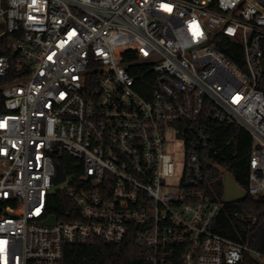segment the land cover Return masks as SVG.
Returning a JSON list of instances; mask_svg holds the SVG:
<instances>
[{
  "label": "built area",
  "instance_id": "built-area-1",
  "mask_svg": "<svg viewBox=\"0 0 264 264\" xmlns=\"http://www.w3.org/2000/svg\"><path fill=\"white\" fill-rule=\"evenodd\" d=\"M228 41L242 68L217 49ZM0 79V264H66L68 247L131 237L147 264H264L215 232L205 169L223 153L211 126L238 125L245 192L264 196V0H0Z\"/></svg>",
  "mask_w": 264,
  "mask_h": 264
},
{
  "label": "trees",
  "instance_id": "trees-1",
  "mask_svg": "<svg viewBox=\"0 0 264 264\" xmlns=\"http://www.w3.org/2000/svg\"><path fill=\"white\" fill-rule=\"evenodd\" d=\"M236 49L237 56L232 54V49ZM217 49L225 56L242 68L243 61L241 56V45L228 41L225 46L218 45ZM137 61L135 54L127 55L126 62ZM137 67H151L146 63ZM7 80L0 79V114L4 110V97L2 88ZM146 91L153 89V78L145 87ZM264 92V83L261 86ZM215 136V142L223 153L214 160V166H206L209 175H213L214 182L210 184L208 190L215 201L222 204L220 213L215 221L214 230L216 233L238 242H247L249 247L264 255V196L253 198L248 196L242 203H226L224 197L223 172H229L235 182L244 190L249 187V176L251 173L250 157L253 149V142L250 135L240 126L214 124L211 126ZM231 141L230 146L226 143ZM68 160L72 163L73 159ZM65 171L69 172L66 164L61 162ZM56 196L55 202L51 205L50 214L58 217L62 216L63 209ZM256 215L257 222L248 230L249 223L246 221L248 216ZM148 253L135 237H131L125 243L116 246H105L95 244L91 247L72 246L66 249V264H147ZM244 264H257L251 257H248Z\"/></svg>",
  "mask_w": 264,
  "mask_h": 264
},
{
  "label": "water",
  "instance_id": "water-1",
  "mask_svg": "<svg viewBox=\"0 0 264 264\" xmlns=\"http://www.w3.org/2000/svg\"><path fill=\"white\" fill-rule=\"evenodd\" d=\"M58 176L55 183H60L65 180L64 172L61 167H58ZM224 180V197L223 201L226 203H242L247 199V193L234 180L233 176L225 171L223 175ZM57 222V217L52 216L44 223L47 225H54Z\"/></svg>",
  "mask_w": 264,
  "mask_h": 264
},
{
  "label": "rangeland",
  "instance_id": "rangeland-1",
  "mask_svg": "<svg viewBox=\"0 0 264 264\" xmlns=\"http://www.w3.org/2000/svg\"><path fill=\"white\" fill-rule=\"evenodd\" d=\"M151 60H155L157 61V58L152 57ZM167 139L169 141L168 144V148L170 151L176 152L180 161H179V165L177 168V177H179L181 175V168L183 166V157H184V153H183V141L182 140H178L176 138H174L173 136V132L169 131L167 134Z\"/></svg>",
  "mask_w": 264,
  "mask_h": 264
}]
</instances>
